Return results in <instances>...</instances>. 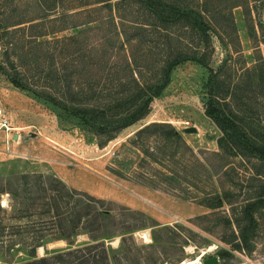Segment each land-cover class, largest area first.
I'll list each match as a JSON object with an SVG mask.
<instances>
[{
  "label": "trees",
  "instance_id": "16d2710c",
  "mask_svg": "<svg viewBox=\"0 0 264 264\" xmlns=\"http://www.w3.org/2000/svg\"><path fill=\"white\" fill-rule=\"evenodd\" d=\"M13 1L0 0V71L15 87L77 118L101 145L149 115L176 67L193 61L209 69L204 111L223 133L219 151L198 154L169 122L142 126L130 143L144 154L140 166L146 173L141 180L156 188L217 209L234 204L238 188L245 187L241 205L226 218L238 233L224 239L233 249L243 250L264 207V127L251 125L258 114L257 122L264 121V104L260 111L251 108L240 101L238 91L248 88L264 96V60L244 67V74L232 81L228 65H210L211 31L219 24L216 13L227 11L233 20L235 8L262 0H93L95 8H87L91 4L83 0H36L32 11ZM232 23L237 32L233 43L241 52L237 24ZM103 25L112 27L95 39ZM78 26L84 28L60 36ZM246 74L244 84L240 78ZM225 95L246 105V113L240 115ZM211 157L219 162L217 167ZM227 171L233 191L225 190L220 181ZM34 176L15 177L25 180L15 181V187L0 185V198L4 193L12 198L6 205L0 199V253L7 263L14 251L23 249L29 259L21 264H109L105 241L113 233L107 224L112 216L107 202L69 188L55 176ZM184 183L187 189L180 188ZM80 230H86L95 244L38 254L46 239L69 240Z\"/></svg>",
  "mask_w": 264,
  "mask_h": 264
},
{
  "label": "rangeland",
  "instance_id": "374dc122",
  "mask_svg": "<svg viewBox=\"0 0 264 264\" xmlns=\"http://www.w3.org/2000/svg\"><path fill=\"white\" fill-rule=\"evenodd\" d=\"M83 1L91 4L87 8L97 7L92 4L93 0ZM13 4L32 11L36 0H14ZM233 12L236 24L239 18L246 23V31L251 35L249 47L245 49L242 45L241 52H237L233 43L237 32L232 18L227 11L216 13L220 29L216 25V32L211 31L214 49H210V65L214 69L228 65L226 71L232 73L231 80L237 82L244 67L264 60V0L246 3ZM78 20L79 17L70 21ZM111 27L103 25L95 39H100ZM83 28H68L60 36L76 34ZM209 73L207 67L193 61L176 67L169 85L152 102L149 115L101 145L95 133L77 118L50 101L15 87L0 71V108L4 109L11 125L9 131L0 130L1 187H15V181L23 183L24 179L15 180L23 174L35 175L32 178L55 176L69 188L104 199L112 215L107 224L113 236L105 241L109 264H184L199 257V264L211 257L218 258L217 264H264V207L256 216L258 223L243 250L233 249L232 244L224 240L230 239L234 231L238 233L235 226L226 223V218L232 217L235 208L241 205L245 187L238 188L234 204L225 203L217 209L156 188L147 180H141L146 173L140 166L144 154L130 143L142 126L155 121L169 122L198 154L219 151L218 138L223 133L204 111V102L209 98ZM240 79L245 84L249 78L246 74ZM238 95L241 102L259 111L264 104V96L259 91L255 94L243 88ZM225 96L240 115L246 113V105L235 104L231 96ZM258 116L252 118L255 123L252 127H264V121L257 122ZM187 127H196L197 131L186 132ZM212 163L214 167L219 165L213 158ZM241 167L244 170V166ZM243 170L239 172L244 173ZM227 172L220 181L225 190L233 191L230 172ZM180 188L188 186L184 183ZM0 199L2 204H9L12 198L10 193H4ZM206 214L207 218H199ZM127 227L132 229L124 230ZM43 244L38 249L40 256L60 248H85L95 242L86 230H80L79 235L69 240L48 238ZM28 259L23 249L14 251L11 263L0 253V264H21Z\"/></svg>",
  "mask_w": 264,
  "mask_h": 264
},
{
  "label": "crops",
  "instance_id": "0c3cea01",
  "mask_svg": "<svg viewBox=\"0 0 264 264\" xmlns=\"http://www.w3.org/2000/svg\"><path fill=\"white\" fill-rule=\"evenodd\" d=\"M239 19L240 20L237 19V27H238V31H239V35H240L241 44L243 45V47L245 49H247L249 47L250 42H251V35L249 34L248 31H246V29H247L246 23L243 22L242 18H239Z\"/></svg>",
  "mask_w": 264,
  "mask_h": 264
},
{
  "label": "built area",
  "instance_id": "2783aa9c",
  "mask_svg": "<svg viewBox=\"0 0 264 264\" xmlns=\"http://www.w3.org/2000/svg\"><path fill=\"white\" fill-rule=\"evenodd\" d=\"M10 129V119L5 114L4 109L0 108V130L9 131Z\"/></svg>",
  "mask_w": 264,
  "mask_h": 264
},
{
  "label": "water",
  "instance_id": "95a60500",
  "mask_svg": "<svg viewBox=\"0 0 264 264\" xmlns=\"http://www.w3.org/2000/svg\"><path fill=\"white\" fill-rule=\"evenodd\" d=\"M186 132H196L197 128L196 127H187L185 129ZM6 203H3L5 205ZM219 262L217 257H211V258H206L204 259V264H217Z\"/></svg>",
  "mask_w": 264,
  "mask_h": 264
},
{
  "label": "bare ground",
  "instance_id": "6f19581e",
  "mask_svg": "<svg viewBox=\"0 0 264 264\" xmlns=\"http://www.w3.org/2000/svg\"><path fill=\"white\" fill-rule=\"evenodd\" d=\"M200 262H201V257H199L195 260H189V261L185 262L184 264H199Z\"/></svg>",
  "mask_w": 264,
  "mask_h": 264
}]
</instances>
